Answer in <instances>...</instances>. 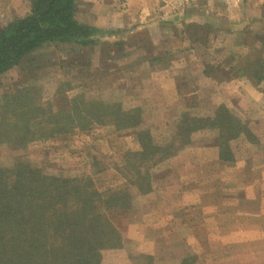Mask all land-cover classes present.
Wrapping results in <instances>:
<instances>
[{
    "label": "rangeland",
    "instance_id": "rangeland-1",
    "mask_svg": "<svg viewBox=\"0 0 264 264\" xmlns=\"http://www.w3.org/2000/svg\"><path fill=\"white\" fill-rule=\"evenodd\" d=\"M216 2L224 17L238 16L234 24L239 27L205 23L187 28L199 65L192 77L184 72L164 77L152 67H134L135 60L154 55L149 53L150 36L136 42L131 35L129 47L141 46L124 59L125 32L112 37V44L97 47L45 46L0 76V104L5 95L25 89L43 109L37 115L48 108L51 113L68 110L74 102L83 110L94 100L142 112L141 124L133 128L77 126L67 134L20 145L0 143L3 171L27 163L45 177L90 182L106 203L127 195L121 200L125 207L106 210L122 241L118 248L101 251L100 264H180L183 259L193 264H264L258 192L243 193L264 168V79L256 75L257 63L264 59V0ZM29 7L28 0H0V29ZM219 105L245 127L225 142V159L220 157L218 128L196 131L188 144L167 147L182 113L212 116ZM141 130L149 131L172 156L151 158L149 174L137 182ZM237 192L242 200L238 205L231 201ZM244 195L254 198L249 202Z\"/></svg>",
    "mask_w": 264,
    "mask_h": 264
},
{
    "label": "trees",
    "instance_id": "trees-1",
    "mask_svg": "<svg viewBox=\"0 0 264 264\" xmlns=\"http://www.w3.org/2000/svg\"><path fill=\"white\" fill-rule=\"evenodd\" d=\"M29 11L9 21L0 29V76L48 45H76L84 48L96 43L102 31L81 22L76 15L77 0H28ZM257 80L264 79V59L257 63ZM25 89L5 95L0 104V143L24 144L32 140L67 134L77 126L91 128L111 124L133 128L142 122L139 109H124L119 104L94 100L83 110L75 102L68 110L51 113L32 102ZM49 112V114L47 113ZM173 135L174 142L188 144L191 135L200 130L218 128L221 143L241 135L245 127L219 105L212 116L192 117L182 113ZM248 131V130H246ZM141 149L135 175L144 181L149 160L159 153L168 158L171 151L157 145L149 131L138 132ZM227 151V150H225ZM229 160L232 155H229ZM146 165V166H145ZM138 187V183H135ZM102 201L90 182L77 178L43 176L29 164L14 170L0 169V264H100L102 250L118 248L121 237L106 218V210L121 202L126 194ZM128 198V197H127ZM100 203V204H99ZM106 208V209H105ZM180 264H193L183 259Z\"/></svg>",
    "mask_w": 264,
    "mask_h": 264
},
{
    "label": "crops",
    "instance_id": "crops-1",
    "mask_svg": "<svg viewBox=\"0 0 264 264\" xmlns=\"http://www.w3.org/2000/svg\"><path fill=\"white\" fill-rule=\"evenodd\" d=\"M79 6L83 10L80 11ZM76 15L81 22L102 31L96 35V43L92 47L104 43L112 44V37L125 32L126 39L123 42L127 41L128 45L124 44L127 47L125 55L122 56L124 59L133 51H137L136 46H141V43H136L140 40L138 37L150 36L149 53L154 55L135 60L133 66L141 69L152 67L160 71L156 74L164 77L177 76L178 72L187 73V77H192L193 69L198 68L193 51L195 43H191L188 38L190 29L187 28L190 25L195 29L206 25L205 23L220 29L224 24L229 26V30L239 27L234 24L238 23V16L224 17L217 7L216 0H207V3H200V0H77ZM131 35L136 38L134 50L129 47ZM177 38L180 39V44L176 46ZM156 74L152 73V76L155 78ZM260 174V177L252 183L248 182L243 189V193L250 190L258 192V198L255 199L259 203L258 213L256 212L258 216L264 215V168ZM239 197L237 192L231 197V201L238 205L242 202ZM244 197L247 201L254 198L249 195Z\"/></svg>",
    "mask_w": 264,
    "mask_h": 264
}]
</instances>
